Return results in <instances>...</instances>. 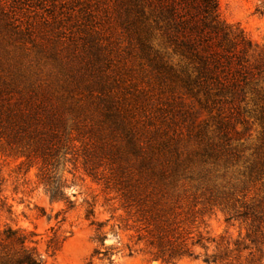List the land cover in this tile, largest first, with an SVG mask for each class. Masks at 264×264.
<instances>
[{
	"label": "rangeland",
	"instance_id": "374dc122",
	"mask_svg": "<svg viewBox=\"0 0 264 264\" xmlns=\"http://www.w3.org/2000/svg\"><path fill=\"white\" fill-rule=\"evenodd\" d=\"M260 2L219 0L218 13L264 48ZM132 23L130 0H0V89L11 91L15 102H43L62 115L68 131L78 126L85 138L53 170L72 205L50 201L41 159L0 145V229L32 235L44 264H167L156 258L147 234L137 233L140 226L117 194L85 173V144L94 149L102 138L125 148L105 117L114 103L150 142L153 168L174 176L159 188L167 213L177 218L174 228L189 244L201 239L192 258L170 264H264V74L260 99L250 96L238 110H206L186 97L182 108L179 94L168 93L152 74ZM218 114L229 120L225 151L233 155L208 158L207 139L198 134L206 130L214 138ZM135 160L124 165L139 168ZM100 165L98 173L108 170L105 161ZM55 233L65 242L51 257L46 245ZM101 242L106 259L96 255Z\"/></svg>",
	"mask_w": 264,
	"mask_h": 264
},
{
	"label": "trees",
	"instance_id": "16d2710c",
	"mask_svg": "<svg viewBox=\"0 0 264 264\" xmlns=\"http://www.w3.org/2000/svg\"><path fill=\"white\" fill-rule=\"evenodd\" d=\"M218 2L130 0L132 26L139 49L159 85L172 95L179 94L182 108L183 97L202 109L217 111L226 107L238 110L248 103L250 96L258 100L261 97L257 86L264 74V48L250 41L239 26L223 22ZM257 13L264 15V0ZM11 93L0 89V145L26 158L41 159V181L50 201L72 205L55 182L53 170L61 156L65 157L74 148L73 144L84 138L79 133L81 129L77 126L69 132L61 114L48 109L43 102L23 99L15 102ZM109 106L105 117L112 123V131L122 134L125 148L104 144L102 138H99V147L94 149H88L85 144V173L98 182L103 181L105 189L117 194L122 209L140 226L137 233H146L149 245L157 250V259L170 264L192 258V248L199 245L201 239L189 244V238L178 232L180 227L174 228L177 218H171L174 213H167V197L159 190L174 176L162 168H153L154 154L147 151L150 142H143L126 124V113H122L118 105ZM218 120L214 138H207L206 130L198 134L207 139L203 143V154L208 158L233 155L232 151H225L230 141L229 120L220 114ZM74 131L79 134L71 137ZM167 145L161 144L162 151ZM132 158L138 160L139 168L124 165ZM102 161L108 170L98 173ZM93 215L91 210L89 216ZM31 237L11 228L0 229V264H44L38 243ZM143 239L139 234L138 241ZM64 242H59L55 233L46 245L47 253L54 257ZM101 247L103 250H98L96 255L106 259L109 252L104 242Z\"/></svg>",
	"mask_w": 264,
	"mask_h": 264
}]
</instances>
